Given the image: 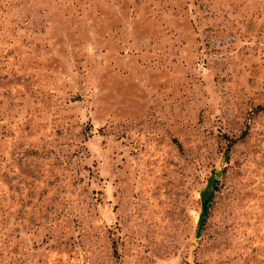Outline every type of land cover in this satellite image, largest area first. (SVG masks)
Masks as SVG:
<instances>
[{
	"label": "rangeland",
	"instance_id": "374dc122",
	"mask_svg": "<svg viewBox=\"0 0 264 264\" xmlns=\"http://www.w3.org/2000/svg\"><path fill=\"white\" fill-rule=\"evenodd\" d=\"M0 264H264V0H0Z\"/></svg>",
	"mask_w": 264,
	"mask_h": 264
},
{
	"label": "trees",
	"instance_id": "16d2710c",
	"mask_svg": "<svg viewBox=\"0 0 264 264\" xmlns=\"http://www.w3.org/2000/svg\"><path fill=\"white\" fill-rule=\"evenodd\" d=\"M211 198H207L206 200L202 201V214L207 215L209 212Z\"/></svg>",
	"mask_w": 264,
	"mask_h": 264
}]
</instances>
